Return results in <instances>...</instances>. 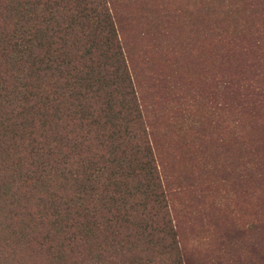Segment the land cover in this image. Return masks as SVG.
I'll use <instances>...</instances> for the list:
<instances>
[{
	"label": "trees",
	"instance_id": "obj_1",
	"mask_svg": "<svg viewBox=\"0 0 264 264\" xmlns=\"http://www.w3.org/2000/svg\"><path fill=\"white\" fill-rule=\"evenodd\" d=\"M218 1L229 39L237 46L248 31L260 61L248 78L214 79L222 109L237 111L229 124L241 150L203 154L205 117H188L203 164L170 173L132 68L122 0H0V264H239L246 251L247 264H264V239L246 244L234 211L206 219L197 183L209 170L264 182V0ZM213 100L208 115L219 113ZM182 192L187 200L176 199ZM186 223L197 227L184 244Z\"/></svg>",
	"mask_w": 264,
	"mask_h": 264
},
{
	"label": "rangeland",
	"instance_id": "obj_2",
	"mask_svg": "<svg viewBox=\"0 0 264 264\" xmlns=\"http://www.w3.org/2000/svg\"><path fill=\"white\" fill-rule=\"evenodd\" d=\"M236 1L243 8L248 4V0ZM204 2L205 6L210 4V10L203 8ZM218 3V0H122L121 7L126 5L128 8L124 14L129 25H126V29L124 25L125 37L136 49L137 63L132 68L138 71L134 73L137 86L142 90L144 102L148 106L146 113L148 117L151 116L162 157L170 160L171 166L177 171L170 168V173L182 170L189 172L192 167L199 169L203 164L194 129H188V117L196 120V123L205 117L208 138L204 143L203 154L225 156V151L237 154L241 150L236 144L240 134L229 124L230 120L237 117V111L222 109L224 97L220 95L221 91H216L218 85L214 79L223 74H241L248 78L260 61L256 57L257 51L252 50L248 31H239L237 46L229 39L232 33L225 31L222 26L227 27L229 19L223 22L217 20V16H226L227 10L218 8ZM248 11L255 15L253 11ZM250 28L249 25L247 29ZM162 29L168 32H157ZM213 91L216 93L214 96ZM213 98L219 113L208 115ZM216 117L220 118V127L216 124ZM249 130L248 134L256 135L255 125ZM246 170L255 174L259 167L253 165ZM232 176L224 174L222 170H209L204 173L203 182H197L200 189L205 188L207 202L204 206L208 208L206 219L211 210H214L213 215L224 218L234 211L244 231L246 229L245 243L260 241L264 239V227H256L262 226L264 221V190L258 186L261 183L264 185V182L254 179L242 183L238 175ZM184 180L179 177L181 183ZM173 186L179 190V185ZM188 197L187 193L182 192L176 199L181 201ZM195 222L201 224L198 220ZM197 225L186 223L181 226L184 244L193 236L191 233ZM200 233L203 240L205 235L206 240V233ZM214 244L217 251L215 240ZM259 247L264 252V243ZM201 248L204 251V246ZM249 256L246 251L239 264H247L245 258Z\"/></svg>",
	"mask_w": 264,
	"mask_h": 264
}]
</instances>
